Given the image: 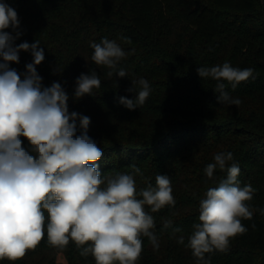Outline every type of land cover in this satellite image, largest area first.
<instances>
[{
  "label": "trees",
  "instance_id": "1",
  "mask_svg": "<svg viewBox=\"0 0 264 264\" xmlns=\"http://www.w3.org/2000/svg\"><path fill=\"white\" fill-rule=\"evenodd\" d=\"M18 14L22 35L15 41L44 48L37 66L45 87L59 82L69 96V111L90 117L88 134L103 150L100 172L130 173L135 164L137 190L155 186L157 174L168 175L175 206L152 213L159 247L142 237L137 264H196L186 247L192 225L198 222L199 201L226 173L217 169L214 180L204 173L217 153L231 152L238 163L241 185L255 190L249 205L264 208V0H0ZM13 35L11 28L7 29ZM115 40L129 53L119 67L127 77L107 76L104 66L92 60V42ZM124 38H127L125 40ZM130 41V42H129ZM18 73L32 62L30 52H20ZM229 62L233 67L254 69L255 79L225 90L240 105L218 104L216 81L201 79L196 69ZM61 72L57 73L55 70ZM95 70L101 87L93 95L73 98L80 74ZM146 79L151 87L144 105L128 110L118 97L135 99L127 91L131 80ZM139 91V88L136 89ZM23 140L24 146L28 142ZM231 163V162H229ZM182 231L163 229L165 220ZM247 231L232 238L225 251L206 254L211 264H264V215L255 211L243 219ZM253 225L255 227L253 228ZM183 235L184 244L177 242ZM95 264L82 257L70 242L59 250L47 237L24 258L0 264Z\"/></svg>",
  "mask_w": 264,
  "mask_h": 264
},
{
  "label": "clouds",
  "instance_id": "2",
  "mask_svg": "<svg viewBox=\"0 0 264 264\" xmlns=\"http://www.w3.org/2000/svg\"><path fill=\"white\" fill-rule=\"evenodd\" d=\"M19 26L16 10L0 2V261L24 258L46 235L53 248L63 250L72 242L82 257L91 255L95 264H137L142 237L159 247L155 220L146 206L152 213L175 206L171 180L157 174L155 186L148 183L138 191L135 177L143 173L135 164L129 165L130 173L102 176L99 161L104 153L88 134L90 117L69 111V96L59 82L43 85L37 66L45 59L44 48L39 40L17 45L22 35ZM9 28L15 35L6 31ZM90 47L91 60L109 69L108 77H127L118 65L129 53L115 40L103 38ZM22 51L30 52L33 59L25 72L18 73L10 64L19 63ZM196 71L201 79L216 81L218 104H241L225 90L224 81L235 89L240 82L255 79L254 69L229 62ZM131 84L127 91L136 93L135 99H117L128 110H136L145 104L151 87L143 78ZM100 87L95 70L82 73L76 78L73 98L93 95ZM21 138L27 140V147ZM213 159L204 169L206 177L214 180L217 169L226 175L199 201L198 222L192 225L186 245L196 264H211L206 254L227 250L232 238L245 233L243 219L251 220L255 211L264 215V208L249 205L255 190L250 184L241 185L233 154L221 152ZM163 229L173 234L182 231L170 219ZM177 242L184 244V236Z\"/></svg>",
  "mask_w": 264,
  "mask_h": 264
},
{
  "label": "rangeland",
  "instance_id": "3",
  "mask_svg": "<svg viewBox=\"0 0 264 264\" xmlns=\"http://www.w3.org/2000/svg\"><path fill=\"white\" fill-rule=\"evenodd\" d=\"M56 261L62 264H65L63 256L61 254H57Z\"/></svg>",
  "mask_w": 264,
  "mask_h": 264
}]
</instances>
